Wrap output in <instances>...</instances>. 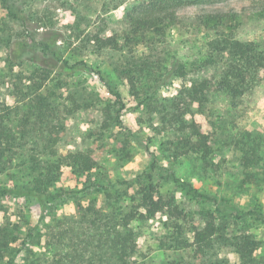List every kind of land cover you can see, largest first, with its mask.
Wrapping results in <instances>:
<instances>
[{
	"label": "rangeland",
	"instance_id": "1",
	"mask_svg": "<svg viewBox=\"0 0 264 264\" xmlns=\"http://www.w3.org/2000/svg\"><path fill=\"white\" fill-rule=\"evenodd\" d=\"M138 1L10 0L25 18L19 20L0 0V131L13 159L0 169V189L26 191L36 185L43 173L38 167L56 161L48 141L54 125L63 128L53 150L57 155L83 153L97 159L89 172L64 165L60 174L55 172L58 180L43 186L40 195H0V228L8 236L0 264H45L53 257L66 259L73 250L84 264H113L108 237L121 216L135 210L141 186L149 184L159 194L173 195L188 221L223 214L232 237L248 233L260 241L257 261L264 264V221L259 218L264 217V75L242 99H231L216 88L224 64L207 61L209 43L224 35L264 51V0H184L179 19L162 32L126 40V13ZM217 13L228 21L215 34L214 26L207 28L203 20ZM53 34L60 38L56 57L44 47ZM96 36H113L120 48L100 49L91 41ZM131 61L151 63L156 72L146 83L138 80V96L130 92L124 74ZM175 61L184 66V78L167 74ZM157 77L162 82L154 83ZM205 80L212 85L207 98L202 105L188 106L180 116L185 125L178 124L174 101ZM110 87L123 99L120 121ZM38 99H45L55 114L42 120L38 111L31 112ZM194 122L215 132L206 159L182 142ZM257 140L261 161L245 168V144L255 143L257 149ZM182 182L215 196L217 204L193 199ZM166 222L162 215L133 222L134 259L142 264H194L189 250L174 248ZM184 237L191 239L192 233ZM216 252L215 258L225 264H241L232 247Z\"/></svg>",
	"mask_w": 264,
	"mask_h": 264
},
{
	"label": "trees",
	"instance_id": "2",
	"mask_svg": "<svg viewBox=\"0 0 264 264\" xmlns=\"http://www.w3.org/2000/svg\"><path fill=\"white\" fill-rule=\"evenodd\" d=\"M6 5L10 16L15 19L21 20L23 17L15 11L10 4V0H2ZM186 5L184 0H141L132 6V9L126 13V21L128 22L130 33L127 35L126 40H130L132 37L139 38L140 40L146 38L150 32H162L168 24L174 23L179 19L178 9L181 6ZM203 24L208 27L209 24L214 26L216 30L215 34L221 29L227 27L226 22L228 19L224 18L223 14L217 13L215 15H205ZM22 20H25L23 18ZM60 40L57 34H53L52 39L46 40L44 47L56 57L58 52L56 50V43ZM91 41H94L100 49H119V41L113 36L111 37H93ZM209 49L211 56L207 60L213 64L216 62H222L224 64L225 73L223 78L218 82L216 88L219 92H223L231 99H242L250 90H252L261 80L264 75V51L258 49L257 44L250 42L244 43L232 36L224 35L223 38H218L209 43ZM64 67L68 65L67 61H62ZM128 69L124 73L130 87V92L133 95L138 94V80L143 79L146 83L150 77H153L156 73L151 63L139 61L128 62L125 65ZM101 79H103L100 73H97ZM159 75V72L157 73ZM167 74L184 78L186 76V70L183 65H179L177 61L173 62L170 69H167ZM48 72L43 75V81L47 80ZM104 81V79H103ZM161 79L157 77L153 80L154 83L160 82ZM162 82V81H161ZM159 85V84H157ZM211 83L208 81H202L197 85L191 86L186 90L185 96H181L180 99H176L173 103L175 107L174 116L179 118L183 117L185 112L188 111L192 103L197 102L202 105L203 101L207 98ZM39 88L42 84L38 85ZM215 89V88H214ZM109 92L116 98V102L119 105L117 111V119L120 121V110L124 107L123 99L121 95L113 88H108ZM184 95V94H183ZM31 112L38 111V117L42 120L45 119L46 114L53 113V109L50 104L46 103L45 99H38L37 102H33L30 108ZM180 117V118H181ZM179 118L178 124L185 125L183 119ZM189 135L186 139L182 138L184 146H187L191 151L195 153H202V157L206 159L212 152V137L215 135L214 131H207L202 128L200 123L194 122L188 126ZM62 131L57 128V125L52 126L49 130V139L51 156L56 157V161L49 162L48 165L38 167L43 170V173L39 174V177L35 179L36 185L28 188L26 191L19 189H0V195L6 196H28L35 194H42L40 189L43 186H48L55 178V172L60 174L64 165L71 166L74 169H78L83 172L92 171L96 164L97 159L93 155L89 154H71L67 156L57 155L54 150V146L57 145L63 136ZM6 135L0 131V169L4 167L6 163H12L13 159L11 155L4 149V141ZM194 138V141L192 140ZM248 138H251L248 135ZM249 140V139H248ZM250 141V140H249ZM259 143L257 140V149L255 143H246V148L243 149L242 165L245 168L251 169L254 165H257L261 161L259 156ZM31 164L35 162L34 159L30 160ZM32 170L35 167L32 166ZM57 178V179H56ZM55 179L58 180V177ZM174 180L181 182V180L173 176ZM53 183V182H52ZM182 187L185 193L191 196L193 199L217 204L218 200L215 196L203 193L192 184L182 182ZM141 197L135 210H131L124 216H121L120 222L115 229L114 234L110 235L108 239L113 244L114 248V263L113 264H142L134 259L133 254L137 248V236L132 229L133 222L136 221H148L156 219L159 215L167 218L166 225L171 227L173 233L174 248L177 250H189L192 254V260L194 264H225L224 260L215 258L217 255L218 247L226 246L232 247L234 251L239 255L241 264H259L257 261V254L260 249L261 243L257 239L248 233H240L239 235L231 236L228 232L226 220L224 215L220 216L210 214L206 219H191L187 220V215L183 209L178 205L173 195L159 194L153 184L141 186ZM41 205L45 207V201L42 197ZM255 214L259 213L253 211ZM235 216L240 218L239 211L236 209ZM223 216V217H222ZM264 221V217H259ZM189 222V226L186 224ZM186 228V229H185ZM192 233L191 239L184 237V234ZM8 236L0 228V253L3 247L6 246ZM76 250L68 252L67 258L62 256L53 257V260L45 264H84L77 256H75ZM11 264V262L9 263ZM30 264H37L32 261ZM178 264V263H171Z\"/></svg>",
	"mask_w": 264,
	"mask_h": 264
}]
</instances>
